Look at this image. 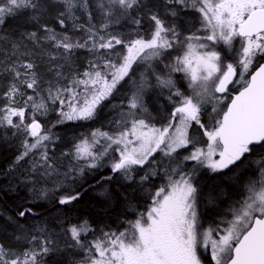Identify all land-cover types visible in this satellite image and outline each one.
Segmentation results:
<instances>
[{"label":"snow or ice","instance_id":"obj_1","mask_svg":"<svg viewBox=\"0 0 264 264\" xmlns=\"http://www.w3.org/2000/svg\"><path fill=\"white\" fill-rule=\"evenodd\" d=\"M95 7L105 21L99 29L91 24L89 0H0V28L10 19L18 21L14 33L0 35V127L24 136L13 164L29 165L32 175L22 183L30 185L37 198L46 197V189L35 188V177L61 175L49 155V144L58 137L42 118L55 112L52 127L96 120L104 102L118 92L117 86L132 79L134 65L151 67L152 60L167 53L172 57L165 65L168 71L155 75V86L168 90L173 107L159 127L142 118L148 111L144 95L153 87L142 75L127 101L129 111L117 122L120 131L95 129L62 153L76 162L62 174L64 181L86 179L108 158L111 172L133 188L132 194L121 195L127 211L135 213L123 230H101L99 236L87 220L71 224L65 229L68 247L88 254L83 264H264V155L260 179L249 180L242 198L206 228L198 212L202 191L196 180L203 168L235 173L250 156L264 152V0H161L151 7L142 0H96ZM141 9H147L151 23L146 35L137 31L126 39L108 31L117 15L140 26L142 18L132 13ZM77 10L87 15V26L75 23ZM189 11L198 14L199 27L185 34L181 13ZM49 16L61 28L72 19L73 27L87 38L74 40L67 31L58 32L49 25ZM78 49L94 57L82 72L72 68ZM173 51L178 54L172 56ZM45 56L48 79L36 62ZM173 73L183 74L188 93L177 85ZM181 150L187 154L181 156ZM157 153L176 166L165 171L167 183L152 191L144 184L158 175L153 167ZM186 162H194L190 170H185ZM137 171L143 172L138 182ZM138 190L147 193L143 211L131 198ZM81 196L79 191H66L58 204H72ZM30 215L32 208L18 213L21 219ZM90 233L94 238L86 241ZM15 240V246L0 243V264H42L53 251L51 239L23 227Z\"/></svg>","mask_w":264,"mask_h":264},{"label":"trees","instance_id":"obj_2","mask_svg":"<svg viewBox=\"0 0 264 264\" xmlns=\"http://www.w3.org/2000/svg\"><path fill=\"white\" fill-rule=\"evenodd\" d=\"M142 2L151 7L152 4H159L161 0H142ZM89 4L91 5L90 11L93 13L91 24L99 29L100 25L105 21L99 9L95 7L96 0H89ZM158 10L163 12L162 8ZM146 12L147 9H141L132 13L133 17L142 18L140 26L135 25L130 17L114 16L108 31L115 35H121L126 39L134 38L137 31L146 35L151 28V23L146 18ZM75 14L78 17L75 23L88 25V17L83 10H77ZM195 17H197V13L190 11L187 15L181 13V23L183 25L181 30L184 33L194 28L193 26L197 22ZM48 22L58 32L67 31L68 35L74 40L82 41L87 38L84 31L73 27L74 22L72 19L66 20L65 28H61L55 22L53 16L48 17ZM17 23V20L10 19L3 28H0V35L14 33ZM52 51H55V49H52ZM92 57L93 55L86 49L75 50L72 63L73 70L82 72L87 68L88 60ZM2 58L0 56V59ZM162 59L164 57L154 61V69L157 71L163 68L161 66L162 63L164 65ZM45 61H47L46 56L41 60L40 64L42 65L45 79H48L50 74L43 71ZM133 67L135 74L132 79L125 78L126 82H121V85L117 86L118 92L104 102L96 120L68 122L52 127L57 119L55 112H50L46 118H42L45 127H50L52 133L58 137V139L54 140V143L49 144V155L54 158L58 171L61 173L60 176L53 175L47 180H41L38 176L35 177L37 180L35 188L37 190L46 189V197L37 198L34 192L29 191L31 186H25L22 183L27 177L32 175L28 171V164L21 162V165L13 167L15 158L20 153L21 138L15 137L11 129L6 131L7 140L0 138V243L6 246H15L17 243L15 236L21 233V227H23V229L29 230L33 234L47 236L53 241L51 245L53 251L42 258L43 264H77L86 252L68 247L70 237L65 232L67 227L87 220L94 229V235L99 236L101 230H123L126 227L125 221L135 218V213L127 211L126 202L121 195L122 193L132 194L133 188L119 174L111 172L108 158H105V161L102 162V167L91 170L86 179L77 177L75 181L71 178L64 181L62 175L70 165L75 166L76 164L70 157L63 156L62 153L69 152L78 138L87 136L98 128L110 133H116L121 130L122 125L117 122L124 118L122 113L126 114L129 111L127 101L133 91H135L136 83L134 82H139L142 75L150 85H153V87H149L146 90L144 95V101L149 112L163 122L164 117L171 111L173 104L169 102L167 96L157 94V88L159 87L155 86V71L145 69L146 72L142 73V66L134 65ZM2 82L3 78L0 77V83ZM29 94H31V90H29ZM2 102L0 100V103ZM113 105H116V107H113ZM155 105H157V108H154ZM161 122L157 121L156 123L161 124ZM186 153V150H181V156ZM110 155L116 156L117 154L110 153ZM262 155H264V152H257V154L250 156L237 172H228L227 175L217 173L207 175L200 170L201 172L197 175L196 180L202 191V196L199 200L202 221L203 219L206 221L216 217L218 213L216 207H224L228 202L235 201L241 192L245 191V185L250 178L255 176V172L259 169V161ZM157 159L159 162L153 167L158 175L151 177L144 184V188H149L152 191L157 190L162 181L167 182L165 171L170 167L176 166V162H170L169 158L160 160L157 157ZM83 163V161L80 162L81 165ZM187 166L188 163L184 165L185 170ZM134 175L138 182L139 176L143 175V172L137 171ZM108 176H112L113 179L110 181L106 180L105 178ZM61 181H63V184L58 187L57 185ZM66 191H79L82 196L72 204L59 205L58 198L65 194ZM210 195L213 198L211 203H209ZM131 198L135 207L140 211H143L148 203L147 193L140 190L136 191ZM21 208H32L34 215H30L26 219L19 218L18 213ZM37 229H43L44 231L40 233ZM94 235L90 233L86 237V241H91Z\"/></svg>","mask_w":264,"mask_h":264},{"label":"rangeland","instance_id":"obj_3","mask_svg":"<svg viewBox=\"0 0 264 264\" xmlns=\"http://www.w3.org/2000/svg\"><path fill=\"white\" fill-rule=\"evenodd\" d=\"M197 16H198V14H197ZM195 27H199V22H198V20H197V22H196V24H195ZM192 30H194V28L192 29ZM185 34H188V32L187 33H185ZM0 47H2V45H0ZM176 54H178L176 51H173L172 52V56H175ZM0 56H2V55H0ZM91 59H94L93 57L92 58H90L89 60H88V63H89V61L91 60ZM165 59V60H164ZM164 59H162L163 60V62H164V65H163V63H162V65L164 66L162 69H160L159 71H157L156 69H154L155 68V64H154V61H157V60H152L150 63H151V67H148V64L147 63H141L140 64V66H142L143 67V70H142V73H145L146 71H145V69H147V70H153V71H155V73L157 74V73H166L167 71H168V69L165 67V65L166 64H168V63H170L171 62V59H172V57H170V56H168V54L167 53H165V55H164ZM36 62L37 63H41V60L39 59V58H37L36 59ZM176 77H180L181 79H180V81H181V83H177V85L182 89V91H184L185 93H188L189 92V89L187 88V82L184 80V78H183V74H181V73H173V78H174V80L175 81H178L179 79H177ZM157 91H158V95H163V96H167L168 97V90L167 89H164V90H162L161 88H157ZM148 109V108H147ZM129 110V109H128ZM206 112H208V113H210L211 112V105H208L207 106V108H206ZM149 116H151V117H149ZM142 118H145V119H151V122L152 123H155L158 127L161 125V124H157L156 122L158 121V122H161V121H159V120H157V118H155L150 112H149V109H148V111H147V113H145V114H143V116H142ZM202 119H204L205 121H207L208 120V116H202ZM162 123V122H161ZM130 126V125H129ZM9 128H2V127H0V138L1 139H5V140H7V130H8ZM122 129V128H121ZM11 131H12V134H13V132L15 131L14 129H11ZM190 132H191V130H190ZM15 137L16 136H18V137H20L21 139H20V141H22L23 139H24V136H23V134H16V135H14ZM20 151H22V149H21V143H20ZM156 155V159H157V157L161 160V159H168V158H166V157H162V155L160 154V153H157V154H155ZM157 161H158V159H157ZM159 162V161H158ZM186 163H188V166H187V168H186V170H190L191 169V166H192V163H189V162H186ZM185 163V164H186ZM110 164V163H109ZM108 164V165H109ZM154 166V165H153ZM201 171H203V173H206L207 175H211V172L208 170V169H206V168H203V169H201ZM200 171V172H201ZM199 172V173H200ZM198 173V174H199ZM155 177V176H154ZM260 179V174L257 176V178L256 179H254V178H250V180H259ZM167 182H165V181H162L161 182V184H160V186H162V185H164V184H166ZM243 194H244V191H242L241 192V194L235 199V201H233V202H228L224 207H222V206H219V207H216V209H217V216L216 217H212V218H210V219H208V220H204L203 219V224H204V227L206 228V227H208V225L209 224H212L213 222H215V221H218V220H220L221 218H223L227 213H228V211H229V208L232 206V205H234V203L237 201V200H239V199H241L242 198V196H243ZM60 198V197H59ZM58 198V199H59ZM87 253L86 254H84L83 256H82V258L78 261V263L77 264H83V262L86 260V258H87ZM43 264V263H42Z\"/></svg>","mask_w":264,"mask_h":264},{"label":"flooded vegetation","instance_id":"obj_4","mask_svg":"<svg viewBox=\"0 0 264 264\" xmlns=\"http://www.w3.org/2000/svg\"><path fill=\"white\" fill-rule=\"evenodd\" d=\"M161 66H163V65H161ZM163 67H164V66H163ZM161 69H162V68H161ZM176 78L179 79L178 81H176V83H181V81H180L181 78H180V77H176ZM184 80H185V79H184ZM181 84H182V83H181ZM181 90H182V89H181ZM153 94H155V93H153ZM154 108H157V105H155ZM158 110H159V109H158ZM206 116H207V115H206ZM157 120H158V119H157ZM196 131L199 132V129H196ZM186 154H187V153H186ZM166 158H167V157H166ZM189 163H194V162H189ZM186 164H187V163H186ZM225 171H226V170H225ZM255 173H256V174H255L254 177L257 178V176L260 174L259 169H258ZM212 174H215V173H212ZM217 174H218V173H217ZM254 177H253V178H254ZM256 178H255V179H256ZM249 180H250V179H249ZM244 190H245V188H244ZM197 207H198V212H199V214H200V204H199V202H198V206H197Z\"/></svg>","mask_w":264,"mask_h":264}]
</instances>
